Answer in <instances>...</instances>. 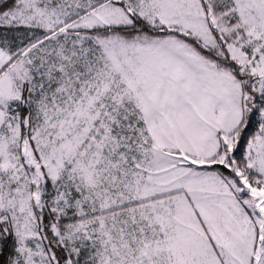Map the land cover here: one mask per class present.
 <instances>
[{"label": "snow or ice", "instance_id": "obj_1", "mask_svg": "<svg viewBox=\"0 0 264 264\" xmlns=\"http://www.w3.org/2000/svg\"><path fill=\"white\" fill-rule=\"evenodd\" d=\"M0 264H264V0H0Z\"/></svg>", "mask_w": 264, "mask_h": 264}]
</instances>
